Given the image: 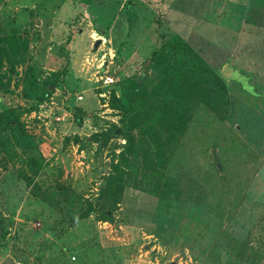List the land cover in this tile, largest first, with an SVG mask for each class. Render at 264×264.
Returning a JSON list of instances; mask_svg holds the SVG:
<instances>
[{"label":"rangeland","instance_id":"obj_1","mask_svg":"<svg viewBox=\"0 0 264 264\" xmlns=\"http://www.w3.org/2000/svg\"><path fill=\"white\" fill-rule=\"evenodd\" d=\"M24 30L22 56L14 39L0 51V264H264V0H0V39ZM177 68L185 128L161 131V175L133 131L137 173L111 207L100 187L125 140L92 135L122 126L113 96L127 103L144 71L153 91Z\"/></svg>","mask_w":264,"mask_h":264},{"label":"trees","instance_id":"obj_2","mask_svg":"<svg viewBox=\"0 0 264 264\" xmlns=\"http://www.w3.org/2000/svg\"><path fill=\"white\" fill-rule=\"evenodd\" d=\"M14 39L13 51L19 56H22L23 51L27 49V31H22L19 35H12L10 37L2 36L0 39V51L4 52L7 50V44ZM8 40V41H7ZM6 56L8 54L6 53ZM157 56V55H156ZM155 55L152 56V59H155ZM151 60H149L150 62ZM148 62V64H149ZM146 71L143 72L141 78L136 83H133V86L127 91L128 102L123 103L121 99L113 96L112 106L116 109H120L122 112L121 122L122 126H114L111 131L104 133H94L92 135L93 142H101L104 140L105 143L114 136H121L125 140L124 149L121 151L118 161L113 165V172L103 178V182L100 187V196L105 197L108 200L110 206L116 205L121 198V193L123 187L128 183L133 176V172L137 173V170H134V166L131 165V156L135 150L136 137L133 134V131L137 129L138 135L141 137L146 144V150L143 154V168L153 167L156 172L157 169L154 168L155 165H158L160 168V175L162 170L165 168L167 162L166 154L164 147L165 144L161 141V131L167 132V142L171 143L173 141V131L181 133L186 125V116L185 113L189 110L190 103L187 100L186 93L184 91V78H188V73L181 71L179 68L172 69L165 75V80L161 83L164 92L166 95H162V88L153 89V91L147 90L142 83L143 77L145 76ZM142 79V80H141ZM55 83V79H50L47 81V92L44 94L48 95L50 90V85ZM190 88H187V93H194V88L196 84L190 83ZM192 92H191V91ZM152 93L153 98L149 101H146L147 96ZM206 94H213L211 90L206 91ZM1 98V97H0ZM80 111V107L75 108ZM76 123H81L80 113H76L74 116ZM18 122V118L14 117L6 121H1L2 128L5 129L4 136L6 139L4 144L8 147L12 142L19 143L18 135H13L15 130H12ZM12 132V133H8ZM117 132V133H116ZM9 134H11L9 136ZM77 140V137H75ZM3 141L2 135L0 134V142ZM154 147V149H152ZM13 148H10V150ZM4 151H0L1 153ZM0 168H7V164L4 161L0 162ZM141 176L148 177L152 176L153 172H146L142 169V165L139 168ZM134 173V174H135ZM164 173V171H163ZM33 182V177L29 178L27 184L30 185ZM161 196H164L166 192L170 191L168 188V182L159 179L161 183ZM158 183V185H160ZM159 187V186H158ZM93 212V208L89 207L84 211H81L76 215L77 219L86 218ZM108 212L105 211V218H108Z\"/></svg>","mask_w":264,"mask_h":264},{"label":"built area","instance_id":"obj_3","mask_svg":"<svg viewBox=\"0 0 264 264\" xmlns=\"http://www.w3.org/2000/svg\"><path fill=\"white\" fill-rule=\"evenodd\" d=\"M110 58H112L113 56H111L109 54ZM106 65L108 66V64L106 63ZM101 68V67H100ZM98 69L96 74H95V82L101 86H108V85H113L115 83V78H114V72H112L110 69L107 72H104V70L102 69ZM77 99H81V95H77L76 97Z\"/></svg>","mask_w":264,"mask_h":264},{"label":"water","instance_id":"obj_4","mask_svg":"<svg viewBox=\"0 0 264 264\" xmlns=\"http://www.w3.org/2000/svg\"><path fill=\"white\" fill-rule=\"evenodd\" d=\"M212 157H213V161L216 163L217 167H220L219 162H218V157H217L216 151L214 149L212 150Z\"/></svg>","mask_w":264,"mask_h":264}]
</instances>
